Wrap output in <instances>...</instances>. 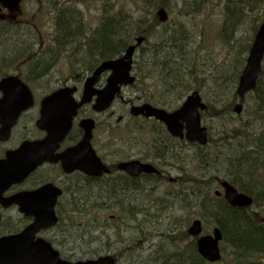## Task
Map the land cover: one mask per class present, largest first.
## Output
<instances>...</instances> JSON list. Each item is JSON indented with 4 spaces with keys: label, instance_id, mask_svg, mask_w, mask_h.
Wrapping results in <instances>:
<instances>
[{
    "label": "trees",
    "instance_id": "trees-1",
    "mask_svg": "<svg viewBox=\"0 0 264 264\" xmlns=\"http://www.w3.org/2000/svg\"><path fill=\"white\" fill-rule=\"evenodd\" d=\"M140 1L142 13L137 18L124 7L115 13H111L106 8L97 27L94 29L89 27L88 31L83 32L81 39L86 41L82 44L79 40V44L88 51L92 67L101 60L122 55L137 36L143 35L145 42L138 49L135 70L139 79L138 85L145 80H153L151 83L153 90L141 96L145 101L171 108L191 91H202L206 86L205 79L210 77L213 84L211 86L219 92L217 103L222 104V109H215L216 106L209 104L202 115L213 113L220 117L224 113L231 114L234 111V101L237 99L236 87L246 60L244 53L249 51L253 41L251 37L243 42L238 36V31L249 18H252L253 22L256 21L252 26L253 32L257 30L258 25L264 20L262 10L264 2L258 0ZM174 1L168 22L160 23L156 10L162 6L170 7L171 2ZM65 2L67 1L45 0V3L52 8L55 24L52 39L45 50L35 49L34 42L28 41L27 38L26 41L21 40L19 44L16 42L10 49L5 48L0 51V78L7 75L4 68L19 70L21 65H30L31 71L39 77L56 63V58L60 54L65 52L72 54L69 47L73 43V38L80 39L83 22L81 12L75 14L77 12H72L71 8L66 7ZM213 4L222 6L220 11L222 19L217 39L222 47L227 49V55L217 64L216 73L207 75L204 68L210 51L205 43L206 26L193 22V19L196 15L206 13ZM23 22L33 26L30 20L22 16L18 20L8 19L0 22V49L6 46V42H1V38L9 35L12 30L15 32L20 30ZM86 33H88L87 38H85ZM5 39L14 40L12 37ZM88 70L92 71V69ZM225 94H228L229 98L232 97L229 103L224 101L227 100L224 99ZM252 94L253 102L247 109L249 120L230 123V126L218 133V138L209 135L208 144L198 148H200V163L204 169L216 170L215 164L223 159L221 163L224 164L225 175L240 192L253 197V205L246 208L233 207L223 197L215 196L212 192L214 176L210 175L207 179H203L190 175L184 170L183 177L186 193L192 197L190 204L194 207L195 215L203 220L205 232L208 222L215 223V226L221 229L223 241L228 242L232 249V264H264V61L257 85L248 95ZM206 147L211 148L204 151ZM194 155L197 156V152ZM223 155L225 157H222ZM113 194L107 197L106 200L109 201H106V207L113 206H110L116 198L112 196ZM88 204V198L79 199L74 196L72 210L69 212L70 218L65 222L66 230L71 228L75 231H85L89 223H83L82 218L90 211ZM129 205L135 204L129 203ZM100 206L105 208L103 203H100ZM125 213L127 219H137L138 214H135L132 208L125 209ZM61 220L57 226H60ZM103 225L105 226V223ZM169 238V242L179 244L189 239V235L184 230ZM156 264L208 263L198 254L195 241H191L185 247L177 246L170 253L163 252L159 258H156Z\"/></svg>",
    "mask_w": 264,
    "mask_h": 264
},
{
    "label": "rangeland",
    "instance_id": "rangeland-1",
    "mask_svg": "<svg viewBox=\"0 0 264 264\" xmlns=\"http://www.w3.org/2000/svg\"><path fill=\"white\" fill-rule=\"evenodd\" d=\"M65 1H67L64 3L66 7L71 8L73 11H77V13L78 11L82 13L87 29H89V27L91 29L97 27L106 8L111 13H115L121 7H124V9L132 13V16L135 18L142 13L140 0ZM174 3L175 1L171 2L170 7H166L169 13L170 9L173 8ZM221 7V4H213L206 13L203 15H196L193 19V22L206 26L205 43L208 47V51H210V55L206 60V66L204 68L207 75L216 73L217 64L222 62L225 55H227V49L223 48L217 39V32L222 19V13L220 12ZM23 10L24 14L22 17L28 21L30 20L33 26H29L28 23L23 22L20 30L16 32L12 30L9 35L2 37L1 42L5 41L6 46H2L0 51L5 48L10 49V47L15 46L14 44L16 42L19 44L21 40L26 41L27 38H29L28 41L31 40L34 42L35 49L40 51L45 50L50 43L55 27L52 8L46 4L40 10V3L38 0H23ZM262 10L264 11V4H262ZM19 17L20 16H15L13 19L18 20ZM255 22H253L252 18H249L240 26L238 36L242 38L243 42H245V39L248 40L254 36L255 31L253 32L252 26ZM6 37H12L14 40L10 41L5 39ZM85 37L87 38L88 35H85ZM82 42L84 43L85 40H82ZM75 44L76 42L73 41L71 48L72 46H75ZM76 55L73 51L71 55L66 52L60 54L56 58V63L53 64L48 71L39 75V77L31 71L30 65H21L19 70H9L8 68H4V72H7V74L19 73L22 79L29 85V87H31L33 94L41 98L50 94L54 90L65 86L68 83L67 80H69L66 78L71 74L75 75L85 70L84 68L81 69V65L76 61ZM247 55L248 51L244 53L245 57H247ZM80 57L82 56L80 55ZM151 83H153V80L148 79L142 84H139L138 87L140 90L138 88L133 89L135 91L132 96L135 94L140 96L145 92L147 93L153 90ZM204 83L206 86L200 92L207 105L211 104L216 106L214 107L215 109H222V104L217 103L219 92L211 86L213 84L210 77L205 79ZM128 92L131 94V90L126 88L123 92V99L116 100L112 107L114 115H107V117L97 116L100 117V119L98 121V126L95 129L94 144H103V146H109L116 149L122 147L119 137L124 138L129 135L131 132V126L133 125L131 121L129 123L126 120L118 122L119 116H130ZM252 96L253 94L248 95L245 98V101H243L244 110L240 115H237L233 111L231 114L224 113L220 117L213 115V113H206L202 116L204 125L208 127L209 135L216 139L218 138V133L221 132L223 128L230 126V123H235L237 120H249L247 109L253 102ZM224 99H227L224 101L229 103V99H232V97L229 98L228 94H225ZM184 101L185 98L176 103L173 107L166 109H176ZM236 103H238V97L236 101H234V106ZM88 112L89 114H92V110H87L85 114H88ZM31 113H33V117H35L36 109L32 110ZM238 116H241L242 118H237ZM32 133L34 136H37L35 132ZM16 145V139H11L6 145L0 143V155L7 147H13ZM210 148L211 147H208L207 149H204V151H207ZM199 149L200 148H197L196 150L194 148L185 149V158L182 163L184 166H182L181 163H178L180 162V160L177 161V158L179 157L176 156V158H174L169 156L168 158L170 159L171 164L173 163L172 160H174L175 165L168 168V170L166 169V172H168L169 177L173 178L177 177L180 173H184V170L190 175L203 179H207L210 175L214 176L215 179H213L212 192L214 193L215 190L222 191L220 181L222 179H228L224 172V164L221 163L223 159H220L219 163L215 164L216 170L204 169L200 163ZM229 149H231V147ZM194 151L197 152V156L194 155ZM222 157H225V155ZM76 180L77 177H74V181ZM144 186L145 188H143L141 194L135 198L136 200L134 199L135 194L130 197L133 199L135 205H141L145 208L143 214L137 216L136 220L127 219L125 209L123 208L106 206L105 208H102L100 203H103L104 207V202L106 201L107 196H104L103 193H101L99 186L96 185L92 188L89 187V190L84 188L74 194V196L79 199H89L88 207L90 208V211L82 218L83 223H89V226L85 228V231H75L71 228L66 230L65 219L68 214H65L62 210L59 214L60 216H63L60 226L55 227V229L48 231L47 233L45 232L41 234V236L50 240L53 243V246L59 250L62 257L69 260L95 258L99 255L112 254L116 257L117 264H156V258H159L163 252L165 253L166 251H169L170 253L177 246L185 247V245H188L193 241L191 237H189V239L182 241L179 244L177 242L171 243V241L169 242V237L175 236L186 230L193 217L196 215L193 211L194 207L190 204V198L192 197L186 193L185 188L182 189V192H179L177 183L172 185L168 181H149L146 182ZM172 187L176 190L175 194L169 193V190H171ZM7 212V215L12 219H19L20 217V215L16 211L14 212V210ZM103 223H105V226ZM214 226L215 223L208 222L206 224V232H211ZM221 248L223 257L215 264H232V249L228 242L222 241Z\"/></svg>",
    "mask_w": 264,
    "mask_h": 264
},
{
    "label": "water",
    "instance_id": "water-1",
    "mask_svg": "<svg viewBox=\"0 0 264 264\" xmlns=\"http://www.w3.org/2000/svg\"><path fill=\"white\" fill-rule=\"evenodd\" d=\"M3 8L10 14L21 13V0H0V20L6 19V13L2 12ZM157 15L160 22H166L169 18L164 7L158 9ZM144 39L143 36H138L135 43L130 44L121 57L102 61L85 81L83 95L79 101L74 97L77 91L75 86L59 88L46 96L41 102V116L37 121V126L46 131V136L41 140L26 141L18 148L9 150L4 158H0V202L6 206L16 203L22 207L24 196L25 200L32 198L36 203V205L32 203L34 206H30V210L25 209L27 214L34 215L32 223L18 233L0 237V264H116L112 255L77 261L62 259L49 241L36 237L38 232L54 227L58 222L55 204L61 195L60 188L46 185L25 195L18 193L6 199L4 193L45 161L55 162L62 159L66 172L82 170L91 176H100L109 171L92 147L91 139L96 122L90 117L80 121L84 135L77 144L67 148L58 156L53 153L71 130L73 118L82 105L91 102L96 96L93 109L96 112L107 110L122 86L134 83L135 76L132 74L134 55ZM263 60L264 21L255 33L239 77L236 88L239 102L234 106L236 114L242 113L244 107L241 101L256 87ZM108 71L110 73L105 86L97 89L96 84L101 75ZM0 92L2 93L0 140L5 141L21 112L32 106L33 95L28 85L15 75H9L0 80ZM205 108L206 103L200 92L195 90L187 96L178 109L172 112L145 103L141 106L133 105L131 113L155 116L167 125L172 135L183 137L185 134L189 142L205 145L208 142V129L201 120V111ZM119 167L124 168L132 176H138L142 172L156 173L158 171L152 164L138 160L122 163ZM221 185L224 189L223 196L229 205L242 208L253 204L252 196L239 192L229 181L224 180ZM215 193L221 194L219 191ZM202 231V221L199 218L195 219L188 229L190 235L198 236L196 243L199 254L211 263L220 261L222 258L220 242L223 237L221 229L215 227L209 234H203Z\"/></svg>",
    "mask_w": 264,
    "mask_h": 264
},
{
    "label": "flooded vegetation",
    "instance_id": "flooded-vegetation-1",
    "mask_svg": "<svg viewBox=\"0 0 264 264\" xmlns=\"http://www.w3.org/2000/svg\"><path fill=\"white\" fill-rule=\"evenodd\" d=\"M85 1L87 0H82V2ZM38 2L40 3V10L43 8L44 5L47 4L45 3V0H38ZM22 11H23L22 13L23 15L24 14L23 0H22ZM72 12H77V11L72 10ZM75 14H79V13H75ZM81 17H82V13H81ZM81 19L83 22V26L82 28H80L82 32V34L80 35L81 37L80 39L73 38L74 39L73 41L76 42V44L75 46H72V48L70 46L69 49L71 48L70 50L73 51L75 55L78 54L76 55L77 56L76 61L78 62V64L81 65V69L84 68L85 70L82 71L81 73H77L75 75L71 74L70 76H68L66 79L69 80H67L68 83L65 85V86L77 87V91L75 92V98L77 100H80L83 95V86L85 81L102 61V60L99 61L96 65L92 67L91 59H90L91 57L88 54V51H85V47L82 46L83 44L82 40L86 41V39H81L84 35L83 32L88 30L84 18L82 17ZM85 35H88V33H86ZM79 40L82 43L81 45L79 44ZM80 55L82 57H80ZM94 62L95 61L93 59V63ZM135 67L136 64H134V68H133V74L136 76V82H134L133 84L123 86L121 92L117 94L112 105L107 110L96 112L93 109L94 102L86 103L78 109L77 115L73 118V124L71 130L68 132L65 139L59 144V147L56 148L53 153V155L58 156L60 154H63L67 148L77 144L83 138L84 135V129L80 126V121L83 118L93 117L96 121V125L93 129V136L91 140L92 146L97 156L101 159V161L105 164V166H107L109 171L107 173H103L100 176H91L82 170L66 172L63 168L62 159H59L58 161L55 162L45 161L42 164H40L35 170H33L21 182L10 186L4 193L5 199L12 197L18 193L25 195L26 193L36 191L46 185L58 187L61 189V195L57 198L55 204V211L59 217V222L61 218L63 219V216L59 215L62 210L64 211L65 214H68L67 218L65 219V222H67L70 218L69 212H71L73 206V198H74L73 194L77 191L79 192L80 190H83L84 188H87V190H89V187L92 188L98 185L99 188L101 189V193L103 194L108 193L110 191V188H114L115 191L114 194H115L123 189L122 183L130 182L132 184V188L130 189L127 197L115 198L113 202L110 203V206L113 205L112 207L114 208L116 207L123 209L131 208L129 203L133 204V199H131L130 197H132V195L135 194L134 199L137 198L141 194L142 189L145 188L144 186L145 183L149 181H154V182L168 181L172 185H175L177 183L179 192L183 191L182 189L185 188L184 178H183L184 173H180L177 177L174 178L169 177L168 172H166V169L168 170V168L174 166L175 161L172 160L173 162L172 165L168 157L171 156L176 158L177 156L180 158V159L177 158V161L180 160L182 164L185 157V149L194 148L196 150L198 147H200V145L195 142L191 143L187 141L185 134L183 137L172 135L169 132L167 125L163 121L158 120L155 116H145L143 114H138V115L131 114L130 108L133 105L141 106L145 103H149L152 104L153 106L164 109L168 108L165 106L154 104L151 101H145L141 97L142 95L139 96L135 94L134 96H132V94H134L135 91L133 89L135 88L139 89L137 84L139 79ZM88 69H92V71H89ZM107 75L108 73L102 74L99 82L96 84L97 88H102L105 85L107 80ZM126 88H129L131 90V94L130 92H128L129 94L128 105H129L130 116L129 117L119 116L118 122L126 120L127 122L130 123L131 121V123L133 124L131 126V132L129 133V135H127L124 138L119 137L122 144V147L119 149L109 146H103V144L101 145L94 144L95 129L97 128L98 121L100 119V117L97 116L107 117V115L110 116L114 115L113 114L114 112L112 111V107L114 106L117 99H121V98L123 99V92ZM46 96L47 95L40 98L33 94L32 106L27 110L21 112L16 124L11 129L8 139L6 141L0 140V143H2L3 145L9 143L11 139L17 140V145L13 147H7L6 150H4L1 153L0 155L1 158L5 157L6 153L9 150L19 147L21 144H23V142L41 140L46 136V132L37 126V121L40 119L41 116L40 115L41 102ZM1 97L2 94H0V98ZM34 109H36L35 117H33V113H31L32 110ZM87 110L89 111L92 110L93 116L92 114H89V112L88 114H85ZM173 110H169V111H173ZM32 132H35L37 136L36 135L34 136ZM195 152L196 151H194V153ZM133 160H138L142 163L152 164L157 168L158 171L156 173L142 172L138 176H132L124 168L122 169L119 167L122 163H127ZM182 166L184 165L182 164ZM74 177H77L76 181H74ZM169 193L175 194L176 193L175 188L172 187V189L169 190ZM109 196L110 195H107V197ZM22 200H23L22 207H24V209H22L20 204L13 203L6 206L0 202V216H1L0 237L4 234L19 232L34 221V215L27 214V210H30L29 209L30 206H34L32 203L36 205L35 200L32 198H26L25 200L24 196ZM106 201L104 202V207L107 206ZM10 210H14V212L16 211L20 215L19 219H12L10 216H8L7 211ZM55 227L41 230L38 235L41 236V234L45 232L47 233L48 231L55 229ZM194 241H195V247L197 248L196 239Z\"/></svg>",
    "mask_w": 264,
    "mask_h": 264
},
{
    "label": "bare ground",
    "instance_id": "bare-ground-1",
    "mask_svg": "<svg viewBox=\"0 0 264 264\" xmlns=\"http://www.w3.org/2000/svg\"><path fill=\"white\" fill-rule=\"evenodd\" d=\"M258 1H262V0H258ZM262 2H264V1H262ZM256 31L254 32V36H255ZM254 36H253V38H254ZM142 45H140V46H142ZM243 110H244V108H243ZM122 187H123V189L120 192H117V193L113 194L115 192L114 188H110V191L108 193H106V194H103V195L107 196V195L113 194L112 196L116 197V198H126L128 193H129V191H130V189L132 188V184L130 182H125V183H122ZM131 208H132V210H134L135 214H138L137 216H141V214H143L144 209H145L141 205H132ZM221 254H222V250H221ZM222 257H223V254H222Z\"/></svg>",
    "mask_w": 264,
    "mask_h": 264
}]
</instances>
